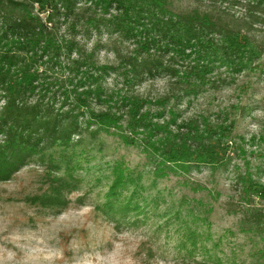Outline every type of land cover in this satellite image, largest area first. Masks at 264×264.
<instances>
[{
    "label": "trees",
    "instance_id": "1",
    "mask_svg": "<svg viewBox=\"0 0 264 264\" xmlns=\"http://www.w3.org/2000/svg\"><path fill=\"white\" fill-rule=\"evenodd\" d=\"M243 6L245 16L231 26L209 13L175 12L168 0H0V184L38 158L45 173L32 200L44 209H66L67 194L81 183L75 176L81 163L75 149L111 130L121 131L128 145L137 144L131 137H141L156 177L178 168L222 165L213 146L230 141L233 122L181 119L178 104L185 95L220 82L212 77L216 70L233 76L258 71L264 44L240 23L250 29L264 24V0ZM80 28L107 32L131 49L115 50L114 64H100L97 49L88 51L78 41ZM110 74L131 90L105 87ZM159 75L168 78L169 86L155 101L132 92L144 77ZM112 169L98 210L118 225H139L147 205L135 199L137 190L124 194L137 189V182L123 163ZM238 178L248 206L243 221L261 239L257 255L264 264V206L256 207L253 200H264V184L248 172ZM187 230L191 257L201 252L204 264H224L206 250L208 236Z\"/></svg>",
    "mask_w": 264,
    "mask_h": 264
},
{
    "label": "rangeland",
    "instance_id": "2",
    "mask_svg": "<svg viewBox=\"0 0 264 264\" xmlns=\"http://www.w3.org/2000/svg\"><path fill=\"white\" fill-rule=\"evenodd\" d=\"M250 1L168 0L175 12L209 13L231 26L237 24L233 20L245 16L243 5ZM240 24L244 32L264 44V24L253 29ZM77 38L88 51L97 49L100 64H114L115 50L127 53L131 49L104 31L88 33L80 28ZM258 65V71L235 76L225 69L216 70L212 77H220V82L217 79L215 85L179 101L181 119L233 122L230 141L213 146L222 163L218 167L178 168L156 177L141 137H131L137 144L128 145L121 131L111 130L75 149L81 160L75 176L81 183L67 194L66 209H44L32 200L41 191L45 173L38 158L11 181L1 183L0 264H204L206 255L188 254V228L208 236L206 250L224 264H259L261 239L244 224L248 206L238 182V175L248 172L258 184H264V55ZM104 86L131 90L114 74L106 77ZM168 86L165 75L144 77L132 92L155 101L168 92ZM157 108L153 103L152 112ZM116 163H123L137 182V189L131 188L125 196L137 190L135 199L147 205L139 225H118L98 210ZM253 200L256 207L264 206L263 199ZM192 216L197 218L195 225Z\"/></svg>",
    "mask_w": 264,
    "mask_h": 264
}]
</instances>
